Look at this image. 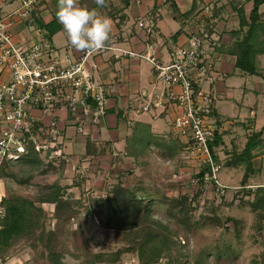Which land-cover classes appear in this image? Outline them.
Masks as SVG:
<instances>
[{
	"label": "crops",
	"instance_id": "obj_1",
	"mask_svg": "<svg viewBox=\"0 0 264 264\" xmlns=\"http://www.w3.org/2000/svg\"><path fill=\"white\" fill-rule=\"evenodd\" d=\"M20 2L0 0V20L17 10ZM76 2L80 7L94 9L110 17L112 21L110 39L104 47L106 49L94 52L89 60V65L94 66L91 75L106 89L104 116L96 124H84L83 134L77 131V124L70 117L65 119L64 112H59L57 117L59 126L66 131L63 152L75 166L76 174L84 179V190L101 194L119 181L123 187H129L130 180L139 184L145 177V168L150 165L158 167V160L171 161L174 150L183 144L180 138L171 133L172 120L179 112L177 108L164 104L163 108L152 107L147 112L138 111L144 104L145 95H153L155 98L161 90L150 64L143 62L149 66L146 73L140 59L118 56L119 50L142 52L147 39L155 44L160 59L166 62L170 42H185L189 34L195 31L194 21L204 14V8L209 9L207 15L215 20L213 26L219 33L220 42L214 56L210 58L215 79L211 84L203 83L201 89L210 98V120L221 136L222 143L215 148L220 169L239 178L236 186L241 187L240 180L245 167H226L225 162L244 147L247 137L252 133L262 131L260 138L264 144V54L255 57L260 75H248L234 67L235 57L230 53L232 44L239 38L235 35L240 26L239 17L247 21L253 7L252 0H104L102 4H97L96 0ZM58 3L59 0H45L30 17L39 28L51 23L60 28L49 39L52 46L51 59L65 64L77 60L85 50H75L67 43L62 25L55 15ZM259 13L264 14V4L259 7ZM142 19L154 22V34L151 36H146L145 30L138 27ZM245 29L242 28L240 34ZM9 30L16 45L29 46L35 41L27 20L14 18ZM41 30L45 37V29ZM9 76L6 64L0 60V81H7ZM33 115L37 113L33 112ZM48 122L49 118L41 117L42 126ZM252 154L254 172L244 186L248 190L264 187V146L256 148ZM65 172L70 174L66 165ZM66 256L71 255L62 252V264H69L65 261ZM74 256L72 254L71 257Z\"/></svg>",
	"mask_w": 264,
	"mask_h": 264
},
{
	"label": "built area",
	"instance_id": "obj_2",
	"mask_svg": "<svg viewBox=\"0 0 264 264\" xmlns=\"http://www.w3.org/2000/svg\"><path fill=\"white\" fill-rule=\"evenodd\" d=\"M44 1L21 0L17 10L0 20V60L6 64L10 75L7 81H0V163L15 162L32 151L46 162L64 161L70 175H76L75 166L63 152L66 131L59 126L57 117L59 112H64L65 119L70 117L77 124V131L83 134L84 124H96L104 116L106 89L91 75L94 66L89 65V60L94 52L106 48L85 50L77 60L65 64L51 59V42L30 17ZM208 12L209 9L204 8V14L194 21L195 31L185 42H170L166 62L160 59L155 44L147 39L142 52L119 50L118 57L150 64L161 90L155 98L145 95L138 111L163 108L164 104L177 108L179 112L172 120L171 133L186 145V158L195 159L199 168L208 166L203 193L214 189L223 197L229 187L217 180L218 167L208 147L216 128L210 120V98L201 89L203 83L211 84L215 79L210 58L220 42L213 26L215 20ZM16 17L29 23L35 38L29 46L16 45L13 41L9 26ZM154 26L150 19L138 22L146 36L154 34ZM41 117L49 118L44 126ZM191 182L197 191L196 182ZM231 189L238 192L241 187Z\"/></svg>",
	"mask_w": 264,
	"mask_h": 264
},
{
	"label": "trees",
	"instance_id": "obj_3",
	"mask_svg": "<svg viewBox=\"0 0 264 264\" xmlns=\"http://www.w3.org/2000/svg\"><path fill=\"white\" fill-rule=\"evenodd\" d=\"M252 2L253 7L247 21L239 17V30L235 32V35L239 38L232 44L230 53L235 57L234 67L240 72L248 75H260L255 65V57L264 54V14L259 13V7L264 4V0H252ZM33 17L35 18L34 14ZM244 27L246 28L245 31L240 34ZM41 28L45 29V38L47 39H50L60 29L53 23ZM261 135L262 131L250 134L244 147L230 160L226 161L224 165L226 167H245L240 180L241 191L239 190V192L241 196L238 195L237 198L251 197V200L242 202L240 199L238 203L249 208V212L253 217L252 228L260 237V240L254 239V243L264 247V187H257L254 190L244 188L250 174L254 172L252 168V151L264 146L262 144L263 140L260 138ZM221 143V136L215 131L208 142V147L213 163L218 167V172L220 162L215 153V148L220 146ZM183 150H186V145L180 144L174 150L175 152L170 160L175 159L176 156L174 155L183 152ZM57 162V166L54 165L55 163H47V168L51 165L56 167V170L52 173L56 174L58 183L41 188L37 191L34 199L10 196L0 200V260L3 262L8 251L18 241L31 236L40 228L39 225L42 220L40 217L45 215L42 205L52 206L56 213L70 215L73 212L72 205L74 203L66 197V192L73 186L77 187L78 183L62 186L60 180L65 178V163L61 160ZM15 165L28 167L27 172H30V174L43 166L39 156L29 151L27 155L15 162H1L0 179L14 178L12 174H6V168ZM199 169V172L194 174L192 179L196 182L198 188L190 196L183 193L177 199L165 196L158 198V196L152 195L153 193L150 190H146L141 183L123 187L119 181L106 191L107 197L105 199H92L90 202L94 212L92 209L86 208L87 214L95 213L98 219L97 224L102 232L115 233V236L119 238L117 240L125 242V245L115 252L96 253L87 264L118 263L124 253L135 254L138 264H160L163 259L167 260V264H186L187 256L183 254V247L177 239V233L151 218L152 205L158 199L161 203L167 205L168 212L178 218L184 229L198 228L201 223L210 221L213 224L216 223L223 231L231 233L235 239L234 241L239 244L244 226L243 219L234 216L216 217V209L206 211L207 216L198 214V220L195 219L194 213L203 195V180L209 173L207 165H200ZM45 170H42L41 173L46 174L47 171ZM88 221L89 218L85 219L83 223L86 225ZM233 247L229 242H223L213 247L200 249L193 256L192 264H236L238 253ZM51 251L47 256L50 264H62L60 262L62 254L54 250ZM246 264H264V250L255 254Z\"/></svg>",
	"mask_w": 264,
	"mask_h": 264
},
{
	"label": "rangeland",
	"instance_id": "obj_4",
	"mask_svg": "<svg viewBox=\"0 0 264 264\" xmlns=\"http://www.w3.org/2000/svg\"><path fill=\"white\" fill-rule=\"evenodd\" d=\"M143 62L141 60L142 67L147 73L149 66ZM176 155L178 156L171 161L158 160V167L154 168L150 165L144 169L143 174L145 177L141 179L140 183L143 184L142 186L146 190H150L153 193L152 195L158 196V198L165 196L177 199L183 193L190 196L194 192L191 181L199 168L197 161L193 158H186L187 152L185 150ZM57 161H55V166L58 164ZM47 163L49 162L42 160L43 166H40L32 174L27 172L28 167L23 165L6 168V174H12L14 178L0 179V200L10 196L34 199L38 190L58 183L56 174L52 173L56 170V167L51 165L47 168ZM42 170L47 171V173L42 174ZM153 174L155 178H153ZM64 175L65 178L60 180L62 186L78 183L77 187L73 186L66 192V197L74 203L72 205L73 212L68 213L70 215L56 213L52 206L42 205L45 215L40 217L42 219L39 225L40 228L31 236L18 241L8 251L5 261L0 260V264H50L47 256L48 253L52 252L51 250L61 254L64 252L71 256L72 254L75 255L74 258L71 256L65 257V261L69 264H87L96 253H111L123 248L125 242L117 240L119 238L115 236V233H103L97 224V215L95 213L88 215L86 212V208L92 209V203L90 202L92 199L102 200L107 197L106 191L101 194L94 191H85L84 179L80 178V175H70L67 172ZM238 179L236 176L229 175L223 168L219 169L217 173V180L220 183L231 184L230 186H238ZM133 183L135 184L136 181L130 180L129 185ZM231 188L233 187H229L228 193L223 197L218 196L214 189H211L210 193H203L194 217L198 220V214L207 216L206 211L216 209V217L234 216L243 219L244 226L239 244L234 241L235 239L231 233L223 231L216 223L213 224L208 221V223H201L198 228L186 230L181 226L178 218L168 212L167 205L161 203L160 199L152 205L151 218L177 233V239L183 247V254L187 256L186 264H192L193 256L200 249L213 247L223 242H229L237 251L236 264H246L255 254L264 250V247L254 243V239L260 240V237L252 228L253 217L249 212V208L238 203L241 197L237 198V196H241V193L239 191L233 192ZM241 200L247 202L251 200V197H244ZM92 211L94 212V209ZM87 218H89V221L85 225L83 222ZM110 264H138V260L135 254L124 253L118 263ZM160 264H167V260H161Z\"/></svg>",
	"mask_w": 264,
	"mask_h": 264
},
{
	"label": "clouds",
	"instance_id": "obj_5",
	"mask_svg": "<svg viewBox=\"0 0 264 264\" xmlns=\"http://www.w3.org/2000/svg\"><path fill=\"white\" fill-rule=\"evenodd\" d=\"M96 2L102 4L104 0ZM55 15L67 43L75 50H100L110 39L111 18L94 9L80 7L76 0H59Z\"/></svg>",
	"mask_w": 264,
	"mask_h": 264
}]
</instances>
